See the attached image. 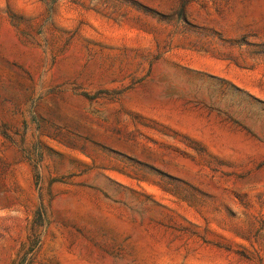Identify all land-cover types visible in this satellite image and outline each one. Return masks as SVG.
<instances>
[{
	"label": "rangeland",
	"instance_id": "374dc122",
	"mask_svg": "<svg viewBox=\"0 0 264 264\" xmlns=\"http://www.w3.org/2000/svg\"><path fill=\"white\" fill-rule=\"evenodd\" d=\"M0 264H264V0H0Z\"/></svg>",
	"mask_w": 264,
	"mask_h": 264
},
{
	"label": "bare ground",
	"instance_id": "6f19581e",
	"mask_svg": "<svg viewBox=\"0 0 264 264\" xmlns=\"http://www.w3.org/2000/svg\"><path fill=\"white\" fill-rule=\"evenodd\" d=\"M175 110H176V109H175ZM191 119H192V118H191ZM192 121H193V120H192ZM192 121H191V122H192ZM189 122H190V120H189ZM190 124H191V123H190ZM190 124H189V125H190ZM187 125H188V124H187ZM193 127H194V126H193ZM204 135H205V136H208L207 133H204Z\"/></svg>",
	"mask_w": 264,
	"mask_h": 264
}]
</instances>
